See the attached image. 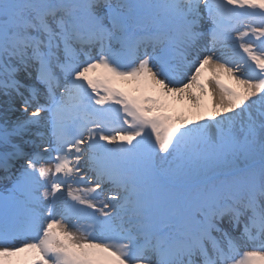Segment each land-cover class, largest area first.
Instances as JSON below:
<instances>
[{
    "label": "snow or ice",
    "instance_id": "obj_1",
    "mask_svg": "<svg viewBox=\"0 0 264 264\" xmlns=\"http://www.w3.org/2000/svg\"><path fill=\"white\" fill-rule=\"evenodd\" d=\"M0 264H264V0H0Z\"/></svg>",
    "mask_w": 264,
    "mask_h": 264
},
{
    "label": "bare ground",
    "instance_id": "obj_2",
    "mask_svg": "<svg viewBox=\"0 0 264 264\" xmlns=\"http://www.w3.org/2000/svg\"><path fill=\"white\" fill-rule=\"evenodd\" d=\"M207 69H208L209 73H211L213 75V72L209 68H205V70H207ZM98 71H101V70H98ZM227 77L229 78V87L236 88L237 90L239 88H241V86L239 84H237V82L235 80H233L228 75H227ZM174 104H175V108L177 111H187L188 108L191 107L190 103L187 101L182 102V101L176 100V101H174Z\"/></svg>",
    "mask_w": 264,
    "mask_h": 264
},
{
    "label": "rangeland",
    "instance_id": "obj_3",
    "mask_svg": "<svg viewBox=\"0 0 264 264\" xmlns=\"http://www.w3.org/2000/svg\"><path fill=\"white\" fill-rule=\"evenodd\" d=\"M203 76H204L205 79H207L208 77H211L212 74L209 73V71H208V69H207V70H204ZM221 79H222V81H223V83H224L225 85L229 86V78L227 77L226 74L222 75V76H221ZM238 90H240V88H239ZM206 102L210 104V103H211V98H210V97H207V98H206Z\"/></svg>",
    "mask_w": 264,
    "mask_h": 264
}]
</instances>
